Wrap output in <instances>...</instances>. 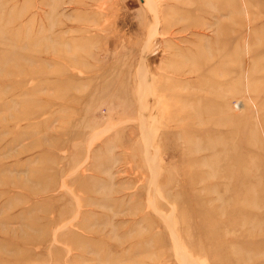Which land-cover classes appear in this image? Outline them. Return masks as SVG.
<instances>
[{
	"label": "rangeland",
	"instance_id": "1",
	"mask_svg": "<svg viewBox=\"0 0 264 264\" xmlns=\"http://www.w3.org/2000/svg\"><path fill=\"white\" fill-rule=\"evenodd\" d=\"M0 264H264V0H0Z\"/></svg>",
	"mask_w": 264,
	"mask_h": 264
},
{
	"label": "bare ground",
	"instance_id": "2",
	"mask_svg": "<svg viewBox=\"0 0 264 264\" xmlns=\"http://www.w3.org/2000/svg\"><path fill=\"white\" fill-rule=\"evenodd\" d=\"M148 89V88H147ZM144 90H145V88H144ZM147 91V90H146ZM138 92V91H137ZM145 94V93H144ZM147 95V94H146ZM154 97V96H153ZM139 98V97H138ZM144 98V97H143ZM146 98V97H145ZM143 100V99H142ZM146 102V101H145ZM62 151H64V150H62ZM88 157V156H87ZM88 159V158H87ZM85 163V162H84ZM84 169V168H83ZM75 172V171H74ZM85 172V171H84ZM75 174V173H74ZM63 179V178H62ZM63 183V182H62ZM65 186V185H64ZM62 187H63V185H62ZM67 191V190H66ZM74 195V194H73ZM178 239V238H177Z\"/></svg>",
	"mask_w": 264,
	"mask_h": 264
}]
</instances>
